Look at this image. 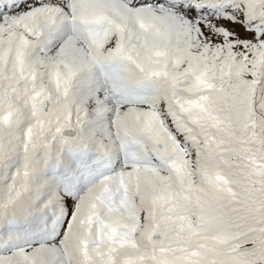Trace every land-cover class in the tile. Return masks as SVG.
Returning <instances> with one entry per match:
<instances>
[{"label":"snow or ice","instance_id":"snow-or-ice-1","mask_svg":"<svg viewBox=\"0 0 264 264\" xmlns=\"http://www.w3.org/2000/svg\"><path fill=\"white\" fill-rule=\"evenodd\" d=\"M0 264H264V0H0Z\"/></svg>","mask_w":264,"mask_h":264}]
</instances>
